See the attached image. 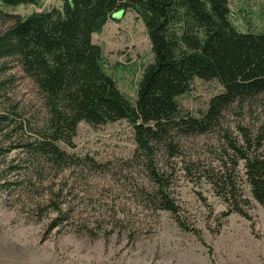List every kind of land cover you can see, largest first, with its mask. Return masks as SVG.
I'll return each mask as SVG.
<instances>
[{
  "label": "rangeland",
  "instance_id": "1",
  "mask_svg": "<svg viewBox=\"0 0 264 264\" xmlns=\"http://www.w3.org/2000/svg\"><path fill=\"white\" fill-rule=\"evenodd\" d=\"M61 5L62 0L0 5V32L17 18ZM229 8L238 31L264 33V0H230ZM92 42L101 48L106 73L133 101L142 72L153 59L142 22L132 12L116 13L92 35ZM0 81L5 83L6 104H16L33 125L43 119L41 98L23 73L9 70ZM221 91L216 81L194 79L177 101L184 112L200 118ZM263 124L258 99L232 105L217 127L178 139V152L171 154L166 147L138 149L126 121L96 127L80 122L74 146L58 144L79 159L78 165L53 171L40 164L41 173L26 178L23 190L9 192L0 181V264H264V209L242 180L243 197L250 202L248 217L225 215L226 203L203 177L207 167L229 154L228 142L237 143L244 131ZM7 148L8 142L0 143V175L13 182L20 176L4 168L23 154L5 152ZM241 168L239 164V175ZM156 177L165 189L167 185L168 197L178 207L176 216L152 202L160 188ZM63 185L59 198L49 203L45 196ZM62 199L66 202L60 203ZM59 217L65 221L52 227Z\"/></svg>",
  "mask_w": 264,
  "mask_h": 264
},
{
  "label": "trees",
  "instance_id": "2",
  "mask_svg": "<svg viewBox=\"0 0 264 264\" xmlns=\"http://www.w3.org/2000/svg\"><path fill=\"white\" fill-rule=\"evenodd\" d=\"M229 1L62 0L59 8L17 18L1 31L0 75L9 70L23 73L44 107L43 119L31 124L18 113L16 104L5 103V83L0 81L4 109L0 111V143L8 142L5 152L23 154L4 168L20 178L10 182L0 175L5 190H23L26 178L30 181L33 174L41 173L40 164L53 171L78 165L79 159L58 144L73 147L80 122L96 127L126 121L138 149L166 147L176 154L178 139L212 131L232 105L258 99L264 112V33L238 31L231 21ZM28 4L39 6V0H0L6 7ZM119 12H132L142 22L153 56L133 101L106 73L101 48L92 42V35ZM194 79L216 81L222 87L200 118L184 112L177 101L190 91ZM228 146L225 159L207 167L203 177L226 203L225 215L247 218L245 207L250 202L243 197L242 180L250 197L264 209V124L244 131L237 143L228 142ZM156 182L160 188L150 197L156 209L176 216L178 207L169 199L167 185L165 189L161 178L156 177ZM64 186L48 193L46 200L58 199ZM64 221L59 217L51 226Z\"/></svg>",
  "mask_w": 264,
  "mask_h": 264
}]
</instances>
